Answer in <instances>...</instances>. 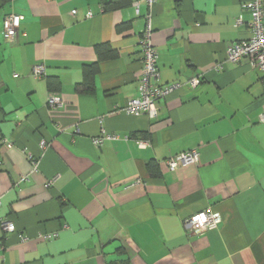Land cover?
<instances>
[{"label": "crops", "instance_id": "0c3cea01", "mask_svg": "<svg viewBox=\"0 0 264 264\" xmlns=\"http://www.w3.org/2000/svg\"><path fill=\"white\" fill-rule=\"evenodd\" d=\"M136 1L0 6V219L15 226H0V264H264V72L225 60L250 36L249 12L243 0H156L136 13ZM149 11L157 82L182 83L154 119L122 109L137 94ZM11 13L23 16L14 41L2 27ZM100 43L116 55L100 59ZM96 61L87 85L82 67ZM51 92L61 105H47ZM101 131L118 138L95 145ZM193 148L195 163L167 167ZM206 208L219 225L187 233L184 220Z\"/></svg>", "mask_w": 264, "mask_h": 264}, {"label": "built area", "instance_id": "2783aa9c", "mask_svg": "<svg viewBox=\"0 0 264 264\" xmlns=\"http://www.w3.org/2000/svg\"><path fill=\"white\" fill-rule=\"evenodd\" d=\"M139 2H144L151 9L156 0H139L134 3L135 11L138 13ZM242 7L249 12L250 20L248 26L250 29V36L247 39L239 41H233L226 46L225 60L231 62L240 61L243 58H247L250 61L252 67L257 68L261 72H264V0H243ZM75 13V10H72ZM91 12L86 13V17H89ZM22 15L11 13L4 17L2 27L5 33V39L8 41L16 40L19 33V26L22 19ZM243 19L241 16L236 18L235 25L241 24ZM152 23L151 12L149 11L145 15V26L140 35V46L142 52V68L137 87V94L130 97L126 105L122 108L127 113L138 116L147 115L154 119L157 118L160 109V100L165 98L166 95L182 86V83L176 82L171 84H160L158 79V51L152 43L151 38ZM43 63H36L32 67V74L36 77L44 75ZM198 83L197 78L190 80L189 84L195 86ZM62 104V99L55 93H49L47 97V105L49 107H55ZM261 119L264 120V113L261 115ZM127 138V136H125ZM118 138L114 133H108L101 131V133L92 139L95 145H100L104 140H113ZM136 143L140 147H145L147 142L144 140H136ZM45 139H41L39 145L44 148L47 146ZM7 147H12L11 142L5 143ZM199 151L196 148L190 149L185 152H180L165 160L167 167L170 170H174L177 167L189 165L195 163L198 159ZM34 168L36 163L33 161ZM51 181L48 182L50 184ZM1 204V195H0ZM221 222V216L218 212L213 211L210 208L198 211L189 217H187L183 224L187 233L195 234L207 231L208 229L215 228ZM0 226L5 232H12L15 230L14 224L6 219H0ZM21 241L27 239V236L19 233ZM56 236L53 234H40V238H52ZM3 249H0L2 252Z\"/></svg>", "mask_w": 264, "mask_h": 264}, {"label": "trees", "instance_id": "16d2710c", "mask_svg": "<svg viewBox=\"0 0 264 264\" xmlns=\"http://www.w3.org/2000/svg\"><path fill=\"white\" fill-rule=\"evenodd\" d=\"M11 0H0V6L10 2ZM102 8L104 11L113 10L119 7H122L129 3V0H101ZM124 26V23L118 24L116 30H121ZM99 57L102 58H111L116 55V52L107 44L100 43L98 47ZM83 69V78L87 85L92 83V78L98 71V62H93L91 64H85L82 67ZM47 84L49 88L54 89L58 84V80L55 77H47Z\"/></svg>", "mask_w": 264, "mask_h": 264}]
</instances>
